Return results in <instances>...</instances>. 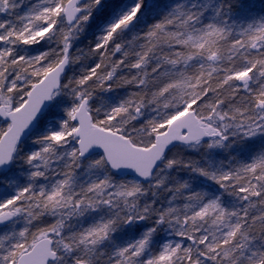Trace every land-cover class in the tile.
Instances as JSON below:
<instances>
[{
    "label": "snow or ice",
    "instance_id": "6c2138e0",
    "mask_svg": "<svg viewBox=\"0 0 264 264\" xmlns=\"http://www.w3.org/2000/svg\"><path fill=\"white\" fill-rule=\"evenodd\" d=\"M0 264H264V0H0Z\"/></svg>",
    "mask_w": 264,
    "mask_h": 264
}]
</instances>
